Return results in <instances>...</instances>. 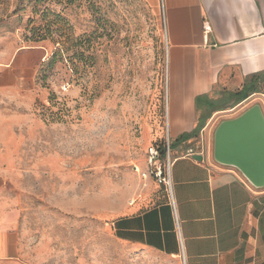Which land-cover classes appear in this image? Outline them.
<instances>
[{
  "label": "rangeland",
  "instance_id": "rangeland-1",
  "mask_svg": "<svg viewBox=\"0 0 264 264\" xmlns=\"http://www.w3.org/2000/svg\"><path fill=\"white\" fill-rule=\"evenodd\" d=\"M4 54L16 60L0 71V220L30 263L177 264L112 230L168 194L149 154L168 141L162 19L143 0H0ZM258 90L211 118L209 144L202 133L179 151L212 155L221 121L264 110Z\"/></svg>",
  "mask_w": 264,
  "mask_h": 264
},
{
  "label": "crops",
  "instance_id": "crops-1",
  "mask_svg": "<svg viewBox=\"0 0 264 264\" xmlns=\"http://www.w3.org/2000/svg\"><path fill=\"white\" fill-rule=\"evenodd\" d=\"M143 1L163 23L167 131L175 154L167 198L115 220L114 236L124 247L177 264H264V190L210 153L179 151L202 133L209 144L211 118L248 100L254 94L239 102L264 82V0ZM23 52L17 57L24 66L30 52L26 59ZM15 60L4 54L0 71ZM3 184L0 172V190ZM4 226L0 220V264H31L18 231Z\"/></svg>",
  "mask_w": 264,
  "mask_h": 264
},
{
  "label": "water",
  "instance_id": "water-1",
  "mask_svg": "<svg viewBox=\"0 0 264 264\" xmlns=\"http://www.w3.org/2000/svg\"><path fill=\"white\" fill-rule=\"evenodd\" d=\"M203 160V156H194ZM213 161L236 169L257 190H264V110L255 104L221 121L213 132Z\"/></svg>",
  "mask_w": 264,
  "mask_h": 264
},
{
  "label": "built area",
  "instance_id": "built-area-1",
  "mask_svg": "<svg viewBox=\"0 0 264 264\" xmlns=\"http://www.w3.org/2000/svg\"><path fill=\"white\" fill-rule=\"evenodd\" d=\"M233 111V110H230ZM224 115V114H223ZM163 148L165 149V156L162 157V153L160 151L159 146H154L150 149V163L156 164V172L155 176L158 179V182L160 184H163L164 186L170 188V153H171V146L169 140L167 143L162 145ZM192 153V151L190 152ZM163 158H167V162H163Z\"/></svg>",
  "mask_w": 264,
  "mask_h": 264
},
{
  "label": "trees",
  "instance_id": "trees-1",
  "mask_svg": "<svg viewBox=\"0 0 264 264\" xmlns=\"http://www.w3.org/2000/svg\"><path fill=\"white\" fill-rule=\"evenodd\" d=\"M36 1H37V4H40V3L46 2L47 0H36ZM46 33L49 35V34L51 33V29H48ZM47 39H48V38H47V36H46V37L41 38L40 41H45V40H47ZM258 92H259V91H258V88H257L256 86L247 89L246 92L243 94V97L240 98V101H239V102H241V101L247 99L250 95L255 94V93H258ZM185 138H186V136H182V137H181V141H183ZM159 147H160V146H159ZM160 151H161V153H162V157H164V156H165V149L163 148V146L160 147Z\"/></svg>",
  "mask_w": 264,
  "mask_h": 264
}]
</instances>
